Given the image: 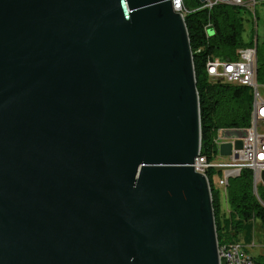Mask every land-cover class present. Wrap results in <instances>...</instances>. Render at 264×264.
Here are the masks:
<instances>
[{
	"label": "water",
	"instance_id": "1",
	"mask_svg": "<svg viewBox=\"0 0 264 264\" xmlns=\"http://www.w3.org/2000/svg\"><path fill=\"white\" fill-rule=\"evenodd\" d=\"M200 132L172 0H0V264H219Z\"/></svg>",
	"mask_w": 264,
	"mask_h": 264
},
{
	"label": "trees",
	"instance_id": "2",
	"mask_svg": "<svg viewBox=\"0 0 264 264\" xmlns=\"http://www.w3.org/2000/svg\"><path fill=\"white\" fill-rule=\"evenodd\" d=\"M182 1L199 99L201 153L213 160L217 156L215 139L220 132L243 133L249 126L252 90L209 78L205 72L206 60L208 57L237 58L240 48L254 44L253 35L257 32L253 30L251 37L244 39V21L250 13L241 6L219 3L206 9L202 8L200 0ZM260 1L264 4V0ZM255 18L257 22L256 14ZM260 25L261 33L256 37V76L264 82V18ZM209 186L218 243L241 242V238L245 244L251 242L254 222L259 220L264 227V187L257 186L256 194L252 171L242 169L228 181L226 203L229 209L225 212L220 189L211 180ZM253 259L255 264H264V254H257Z\"/></svg>",
	"mask_w": 264,
	"mask_h": 264
},
{
	"label": "built area",
	"instance_id": "3",
	"mask_svg": "<svg viewBox=\"0 0 264 264\" xmlns=\"http://www.w3.org/2000/svg\"><path fill=\"white\" fill-rule=\"evenodd\" d=\"M259 0H203L202 8L211 9L219 3L232 4L243 7L255 20V5ZM178 9L177 0H172ZM183 15V12H182ZM256 37L254 44L240 48L237 58L226 60L218 57H208L205 63V72L211 79L226 83L240 84L252 90V108L250 123L243 132L242 145L233 149L231 155L221 157L218 147L223 141L234 142L235 138L224 139L220 133L215 139L218 161L213 164H204L202 154L194 159V170L201 171L205 165L214 166L213 183L226 194L230 178L240 174L242 169H250L253 173L254 191L257 194V184H262L259 173L264 170V97L259 92L256 81ZM220 172L217 173L216 171ZM264 187V186H263ZM219 264H255L253 256L247 252V245L243 242L221 243Z\"/></svg>",
	"mask_w": 264,
	"mask_h": 264
},
{
	"label": "rangeland",
	"instance_id": "4",
	"mask_svg": "<svg viewBox=\"0 0 264 264\" xmlns=\"http://www.w3.org/2000/svg\"><path fill=\"white\" fill-rule=\"evenodd\" d=\"M255 14L256 16H258L257 22H256V18L254 20V18H252L249 14L246 15L247 20L244 21V31H243V37L245 40H248L251 37L253 30L254 32L255 31L257 32V35L261 33L260 24L262 23V19L264 18V4H262V1L260 0L255 5ZM253 37L255 36L253 35ZM256 81L259 86V92L264 97V82L259 81L257 76H256ZM259 185L263 186L262 184H257V186ZM220 201L222 205H225L226 194L222 189L220 190ZM224 211L227 212L226 210ZM241 242L244 243L242 238H241ZM246 245H247L246 250L251 255L255 256L257 254H264V227L260 225L259 220H256L254 222L253 229L251 232V242H249Z\"/></svg>",
	"mask_w": 264,
	"mask_h": 264
},
{
	"label": "bare ground",
	"instance_id": "5",
	"mask_svg": "<svg viewBox=\"0 0 264 264\" xmlns=\"http://www.w3.org/2000/svg\"><path fill=\"white\" fill-rule=\"evenodd\" d=\"M177 2H178V9H176L175 5H173V7H174V9L176 11L180 12L181 15H182V12H183V15L182 16L184 17V14L186 12V9L183 6V1L182 0H177ZM200 152H201V149H200ZM216 155L217 156L213 160H209L204 154H202V160H203L204 164H213L214 161H218V154H216ZM200 172H202V173L205 174V176H206V178L208 180V183H210V180L213 182V180H212L211 177L214 175V166H212V165H205L204 168ZM218 256H219V261H220V248H219V243H218Z\"/></svg>",
	"mask_w": 264,
	"mask_h": 264
},
{
	"label": "crops",
	"instance_id": "6",
	"mask_svg": "<svg viewBox=\"0 0 264 264\" xmlns=\"http://www.w3.org/2000/svg\"><path fill=\"white\" fill-rule=\"evenodd\" d=\"M222 208H223L224 210L228 211L229 206H228V204L226 203V201H225V205H222Z\"/></svg>",
	"mask_w": 264,
	"mask_h": 264
}]
</instances>
